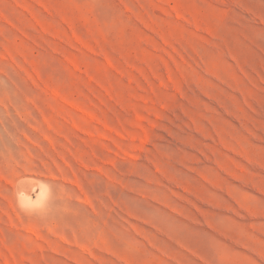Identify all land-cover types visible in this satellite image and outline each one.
<instances>
[{
  "label": "rangeland",
  "instance_id": "rangeland-1",
  "mask_svg": "<svg viewBox=\"0 0 264 264\" xmlns=\"http://www.w3.org/2000/svg\"><path fill=\"white\" fill-rule=\"evenodd\" d=\"M0 264H264V0H0Z\"/></svg>",
  "mask_w": 264,
  "mask_h": 264
},
{
  "label": "bare ground",
  "instance_id": "bare-ground-1",
  "mask_svg": "<svg viewBox=\"0 0 264 264\" xmlns=\"http://www.w3.org/2000/svg\"><path fill=\"white\" fill-rule=\"evenodd\" d=\"M20 192H22V193H25V194H26V191H25V189H24V186H22V187L20 188Z\"/></svg>",
  "mask_w": 264,
  "mask_h": 264
}]
</instances>
